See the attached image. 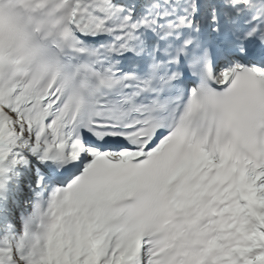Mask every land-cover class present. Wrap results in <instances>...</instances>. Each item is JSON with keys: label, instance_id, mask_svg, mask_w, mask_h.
Masks as SVG:
<instances>
[{"label": "snow or ice", "instance_id": "6c2138e0", "mask_svg": "<svg viewBox=\"0 0 264 264\" xmlns=\"http://www.w3.org/2000/svg\"><path fill=\"white\" fill-rule=\"evenodd\" d=\"M0 264H264V0H0Z\"/></svg>", "mask_w": 264, "mask_h": 264}]
</instances>
